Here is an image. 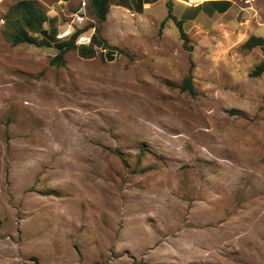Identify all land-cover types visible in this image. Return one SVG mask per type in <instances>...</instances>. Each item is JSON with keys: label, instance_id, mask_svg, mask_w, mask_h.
Listing matches in <instances>:
<instances>
[{"label": "rangeland", "instance_id": "374dc122", "mask_svg": "<svg viewBox=\"0 0 264 264\" xmlns=\"http://www.w3.org/2000/svg\"><path fill=\"white\" fill-rule=\"evenodd\" d=\"M18 1L0 0V264H264V47H243L264 0H197L186 47L176 0L110 28L89 0H32L37 40L90 39L63 67L11 44Z\"/></svg>", "mask_w": 264, "mask_h": 264}, {"label": "trees", "instance_id": "16d2710c", "mask_svg": "<svg viewBox=\"0 0 264 264\" xmlns=\"http://www.w3.org/2000/svg\"><path fill=\"white\" fill-rule=\"evenodd\" d=\"M215 3H219L217 5H229L226 1H217ZM109 0H89V8L93 15V17L99 22L102 23L106 19V15L108 12ZM167 7V16L166 19L173 22L175 27L179 32V36L183 41V46L186 42L185 32L183 30L181 20H178L172 13V7L169 2H166ZM198 7V6H197ZM50 19L47 17L43 9L32 0H21L11 6L7 12L5 25L8 29V38L12 45H19L22 43L27 44H37L39 46H47L50 47L51 43L54 44L58 53L49 61L50 66L54 67H63L64 66V54L72 49H76V43L78 39V35L81 31L74 32L69 39L67 40H57L55 42H50L47 39L37 40V35L43 34L46 35V32L43 30V25L47 23ZM163 21L161 22V25ZM98 30L95 29V34H97ZM96 36L92 37V45L89 46L92 54L87 56H82L84 58H92L95 56L96 47ZM85 45V44H83ZM105 49L107 50H116L114 46H110L107 42H103ZM243 47L246 50H251L254 47H264V38L258 36H251L244 43ZM189 50V49H187ZM94 52V53H93ZM81 56V55H80ZM192 67L193 62L190 64V68L188 70L187 75L184 77L182 81L181 89L184 91H188L189 94H194V89L192 85ZM264 73V61L258 64L250 73L249 77L254 78L260 76ZM264 104V99H263ZM264 111V108H263Z\"/></svg>", "mask_w": 264, "mask_h": 264}, {"label": "crops", "instance_id": "0c3cea01", "mask_svg": "<svg viewBox=\"0 0 264 264\" xmlns=\"http://www.w3.org/2000/svg\"><path fill=\"white\" fill-rule=\"evenodd\" d=\"M70 0H58V3H68ZM217 1H225V0H211L210 2H206L209 7H212L215 5L214 3ZM163 0H109V7H108V13L106 16V20L102 23L104 27L107 28L112 26H120L122 20L125 18L127 19H134L135 16H145L148 13V10H157L156 5L158 3H162ZM57 2L54 3L50 10H63L60 9V5ZM179 5V6H178ZM180 5H183L190 10H194L190 15H186L185 12H183L182 7ZM166 6V5H165ZM200 6L197 7V4L190 5L186 3L185 0H176L173 2L172 10L173 15L183 22V26L186 25L187 22L191 21L193 14L195 15L199 9ZM115 15L116 17L113 18L112 16ZM189 16V17H188ZM115 20V23L113 21ZM186 19V20H184ZM117 22V24H116ZM116 24V25H114ZM106 39L108 37L106 36ZM86 45V44H85ZM111 45V44H110Z\"/></svg>", "mask_w": 264, "mask_h": 264}, {"label": "built area", "instance_id": "2783aa9c", "mask_svg": "<svg viewBox=\"0 0 264 264\" xmlns=\"http://www.w3.org/2000/svg\"><path fill=\"white\" fill-rule=\"evenodd\" d=\"M196 1L197 0H194V1L187 0L186 3H188L190 5H194V4H196ZM81 19H82L81 17L78 18V20H80V21H81ZM89 41H90V39L86 38V37H80V38L77 39V43L78 44H87V43H89Z\"/></svg>", "mask_w": 264, "mask_h": 264}, {"label": "bare ground", "instance_id": "6f19581e", "mask_svg": "<svg viewBox=\"0 0 264 264\" xmlns=\"http://www.w3.org/2000/svg\"><path fill=\"white\" fill-rule=\"evenodd\" d=\"M192 1H194V0H192Z\"/></svg>", "mask_w": 264, "mask_h": 264}]
</instances>
